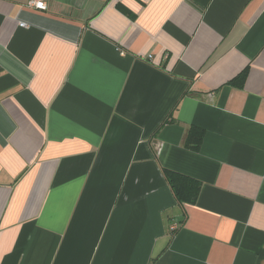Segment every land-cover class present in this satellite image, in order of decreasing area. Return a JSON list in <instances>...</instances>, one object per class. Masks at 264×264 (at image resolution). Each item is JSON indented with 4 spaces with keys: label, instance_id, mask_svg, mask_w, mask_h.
Instances as JSON below:
<instances>
[{
    "label": "crops",
    "instance_id": "crops-1",
    "mask_svg": "<svg viewBox=\"0 0 264 264\" xmlns=\"http://www.w3.org/2000/svg\"><path fill=\"white\" fill-rule=\"evenodd\" d=\"M0 264H264V0H0Z\"/></svg>",
    "mask_w": 264,
    "mask_h": 264
},
{
    "label": "trees",
    "instance_id": "trees-1",
    "mask_svg": "<svg viewBox=\"0 0 264 264\" xmlns=\"http://www.w3.org/2000/svg\"><path fill=\"white\" fill-rule=\"evenodd\" d=\"M201 141L202 137L199 135V130L193 129L186 139V146L196 150L199 148ZM165 179L173 191L175 198L180 203L194 204L196 202L201 190V184L199 182L189 177L168 171L165 172Z\"/></svg>",
    "mask_w": 264,
    "mask_h": 264
},
{
    "label": "built area",
    "instance_id": "built-area-1",
    "mask_svg": "<svg viewBox=\"0 0 264 264\" xmlns=\"http://www.w3.org/2000/svg\"><path fill=\"white\" fill-rule=\"evenodd\" d=\"M29 6L37 9V10H41V11H46L47 10V6L44 2L41 1H32L29 3ZM21 26H25V24H21Z\"/></svg>",
    "mask_w": 264,
    "mask_h": 264
}]
</instances>
